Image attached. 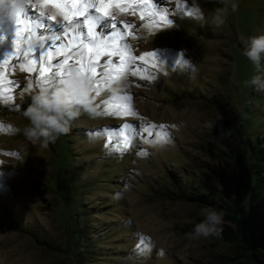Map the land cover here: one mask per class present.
<instances>
[{
  "label": "rangeland",
  "instance_id": "374dc122",
  "mask_svg": "<svg viewBox=\"0 0 264 264\" xmlns=\"http://www.w3.org/2000/svg\"><path fill=\"white\" fill-rule=\"evenodd\" d=\"M64 2L31 0L20 15L27 59L12 55L16 20L0 15V264H256L238 243L191 239L205 205L177 193L226 207L240 144L258 139L264 161V92L243 83L255 74L243 51L249 36L264 34V0H229L219 29L205 22L222 6L217 0H198L202 16L192 0H134L154 15L133 11L129 0H76L93 5L87 15L100 39L119 34L133 59L123 77L93 85L98 116L82 114L41 148L23 135L41 75L29 61L40 67L41 42L46 53L57 51L54 43L66 50L89 43L84 17L55 7ZM111 60L118 65L120 57ZM65 67L78 65L69 57ZM126 125L136 133L131 139L119 131ZM261 178L255 207L264 224V171ZM221 227L234 229L225 216ZM255 247L264 261V239Z\"/></svg>",
  "mask_w": 264,
  "mask_h": 264
},
{
  "label": "clouds",
  "instance_id": "9594fccd",
  "mask_svg": "<svg viewBox=\"0 0 264 264\" xmlns=\"http://www.w3.org/2000/svg\"><path fill=\"white\" fill-rule=\"evenodd\" d=\"M222 5L216 7L210 17H205V22L219 29L229 15V0H217ZM31 6V0H0V15L16 19L23 11ZM192 8L198 15H203V10L198 0H192ZM238 4L232 2L230 11L236 12ZM243 55L254 67V75L245 80L244 86L251 87L257 92H264V34L249 36ZM119 87L111 88L112 95L119 92ZM92 81L75 70H71L61 85L52 87L47 91H39L31 95V101L23 113L27 121L23 135L33 145L39 144L47 148L49 144L62 135H67L72 123L82 114L98 116L95 97L92 94ZM203 220L196 224L190 238L193 240L219 237L224 223L223 211L205 206L201 210Z\"/></svg>",
  "mask_w": 264,
  "mask_h": 264
},
{
  "label": "snow or ice",
  "instance_id": "6c2138e0",
  "mask_svg": "<svg viewBox=\"0 0 264 264\" xmlns=\"http://www.w3.org/2000/svg\"><path fill=\"white\" fill-rule=\"evenodd\" d=\"M119 6V5H117ZM130 7L133 11L137 8H143L147 11L150 15H154L151 11V5L148 3L145 4H136L134 0H129V3L126 5ZM55 7L62 9L65 16L68 15H82L84 17L83 24L87 26V38L89 40L88 44L79 43L75 44L70 49H65L63 43L57 46L54 43V48H57L56 52H45L43 50V43L37 45L38 48L41 49L40 51V67L37 69L35 67V61L30 60L29 63L33 65L31 71H38L41 75L36 79V86L38 91H47L50 90L52 87L61 85L66 76L70 74V70H68L65 65L68 63V58L73 57L74 63L78 65L75 68V72L78 75L88 77L93 85H97L102 81L98 78H104V80H112V79H119L124 76L125 72L127 71L126 65L131 62L133 59L130 56L126 55L127 45L120 44V39L122 38L119 34H112L110 37H105L103 40L100 39L99 35L95 31V19L94 17H89L87 15V9L93 7L90 3H78L76 0H65L64 3L57 4ZM105 5L101 3L99 8H103ZM99 8L97 10H99ZM163 19V17H161ZM16 23L18 25L16 31V39L13 40V44L17 46V52L12 53V55H16L19 52H23L24 58L29 57V52L26 50H21L19 48L18 40L22 36V32L24 29L20 27L21 20L20 16L16 17ZM167 23H171V21H167ZM74 28H79V24L73 25ZM29 33L32 32V29L28 26ZM2 37H0V41H2ZM105 56L108 59L104 63H99V57ZM119 56V64L117 65L114 61L111 60L112 56ZM148 56H154L155 53H147ZM57 56H64L65 59L63 61H57L53 64V60ZM179 62V61H178ZM55 68V71L52 69ZM97 69H101V71L97 72ZM51 72V75H46L47 73ZM133 75L135 73L133 72ZM31 88V84L28 85ZM99 95V92L96 93ZM5 100H10L11 97H4ZM127 114V108L125 106V110L121 112V115ZM125 128L129 129L125 131ZM163 129V126H161ZM148 130L147 128L145 129ZM121 135L128 137L131 139L136 133L131 129V126H124L119 130ZM149 135L151 132L149 131ZM161 137L160 142H164L167 139V136L163 131L158 133Z\"/></svg>",
  "mask_w": 264,
  "mask_h": 264
},
{
  "label": "trees",
  "instance_id": "16d2710c",
  "mask_svg": "<svg viewBox=\"0 0 264 264\" xmlns=\"http://www.w3.org/2000/svg\"><path fill=\"white\" fill-rule=\"evenodd\" d=\"M235 164L237 173L228 179L232 189L230 196H226L229 202L226 207L216 205L199 193H188V196L177 193V198L223 211L225 218L234 229L224 227L217 238L229 243H238L237 251L247 262L264 264L261 259L262 253L255 247L256 240L264 239L259 236L264 233V224L257 215L255 207L258 190L263 184L261 174L264 171L258 139L252 142L244 140L240 144Z\"/></svg>",
  "mask_w": 264,
  "mask_h": 264
},
{
  "label": "bare ground",
  "instance_id": "6f19581e",
  "mask_svg": "<svg viewBox=\"0 0 264 264\" xmlns=\"http://www.w3.org/2000/svg\"><path fill=\"white\" fill-rule=\"evenodd\" d=\"M75 30L81 31V26L79 28H76Z\"/></svg>",
  "mask_w": 264,
  "mask_h": 264
}]
</instances>
